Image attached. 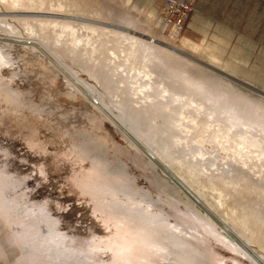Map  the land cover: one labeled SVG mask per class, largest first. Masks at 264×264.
Instances as JSON below:
<instances>
[{
    "label": "rangeland",
    "instance_id": "1",
    "mask_svg": "<svg viewBox=\"0 0 264 264\" xmlns=\"http://www.w3.org/2000/svg\"><path fill=\"white\" fill-rule=\"evenodd\" d=\"M25 1L0 4V264H264L228 215L255 211L264 220L263 157L256 148L240 154L245 129L229 131L207 115L213 103L201 106L223 95L226 108L264 107V0H196L177 39L163 0ZM60 3L85 20L74 21L80 44L39 22L72 20L18 15L57 13ZM196 16L206 21L200 28ZM82 24L108 34L99 39ZM110 31L134 41L115 44ZM184 39L223 71L193 65L178 51ZM186 78L203 82V92ZM77 82L95 96L75 91ZM248 131L264 147V131ZM91 234L107 255L75 243Z\"/></svg>",
    "mask_w": 264,
    "mask_h": 264
},
{
    "label": "bare ground",
    "instance_id": "2",
    "mask_svg": "<svg viewBox=\"0 0 264 264\" xmlns=\"http://www.w3.org/2000/svg\"><path fill=\"white\" fill-rule=\"evenodd\" d=\"M36 1V0H35ZM43 1V0H42ZM25 0H0V4H2L5 8H6V5L8 4V6L10 5V7H12L13 9H15L16 7H27V5L25 4ZM27 2H29V3H32L33 2V0H27ZM34 4V3H33ZM32 4V5H33ZM61 4L62 3H60V9H58L59 11L57 12V13H50V12H48V13H44V14H41V13H33V12H27L26 14H24V13H19L18 15L20 16V15H25V16H30V17H45V18H49V17H51V18H54V19H69V20H72V22H64V21H61V22H59V21H57V20H40L39 22H40V24H42L41 25V28H43L42 30H44L45 28L46 29H50L51 27H52V29L55 31V32H57L58 30H59V33H68V35H70L71 37H72V39H71V42H72V44L73 45H77V44H80V42H82V39H81V37H79V35L77 34L78 33V28H75L76 27V25H74V21H85V20H83V19H81L79 16H77V15H73V14H68V13H63V12H61L62 10H63V7L61 6ZM41 5H43V3L41 4ZM66 8V7H65ZM16 9H18V8H16ZM22 9V8H21ZM24 9H26V8H24ZM28 9H31V6H29L26 10H28ZM10 10V9H9ZM65 10V9H64ZM16 11V10H15ZM34 11V10H33ZM38 11V10H37ZM13 12V11H12ZM42 12V11H41ZM72 12V11H71ZM76 12V11H75ZM77 12H78V10H77ZM74 13V12H73ZM4 15V14H3ZM6 15V14H5ZM12 15V14H11ZM15 15V14H14ZM4 17V16H3ZM5 19V18H4ZM14 19H15V17H14ZM13 19V20H14ZM32 19V18H31ZM88 19H90V18H88ZM16 20V19H15ZM21 20V19H20ZM24 21H25V19H23ZM33 20V19H32ZM39 20V19H38ZM98 20V19H97ZM27 21V20H26ZM91 21V20H90ZM99 21V20H98ZM37 22V21H36ZM106 22V21H105ZM84 23V22H83ZM79 24H80V22H79ZM108 24V23H107ZM11 25V24H10ZM35 25H36V23H35ZM37 25H38V23H37ZM36 25V26H37ZM83 25V24H82ZM81 25V26H82ZM94 25V24H93ZM93 25L92 26H88V25H83L82 26V28L83 29H85V30H87L88 32L90 31L91 32V34L94 36V35H96L98 38H99V36L101 35V37H105V36H102V35H106V34H108V33H106V31H104L103 29H99V28H96L95 27V25H94V27H93ZM77 26H78V24H77ZM101 26V25H100ZM104 26V25H103ZM31 28V27H30ZM35 28V27H34ZM38 28V27H37ZM57 28H58V30H57ZM39 29H40V27H39ZM51 29V30H52ZM110 29V28H109ZM120 30H122V31H124V29H122V28H119ZM31 30L33 31V28H31ZM41 30V29H40ZM111 30V29H110ZM114 31V30H113ZM116 32V31H115ZM65 33V34H66ZM42 34V33H41ZM110 36L111 35H113V34H115V35H113L114 36V38H116V40H115V44H122L123 42H131L130 40H133L134 41V36L132 37V36H130V37H128L127 35H126V32H125V34H123V33H114V32H111L110 31ZM36 35V34H35ZM33 36V35H32ZM61 36V35H60ZM96 36H95V38H96ZM109 36V37H110ZM116 36V37H115ZM43 37V36H42ZM92 37V36H91ZM107 37H108V35H107ZM108 37V38H109ZM172 37H173V39H177L178 37H179V33H178V30L177 29H175V30H173V32H172ZM38 38V37H37ZM95 38L93 37L92 38V40L94 39L95 40ZM97 39V38H96ZM100 39V38H99ZM31 40L32 41H30V42H28V44H31L30 46L31 47H34V48H37V51L39 52L38 54H39V56L41 55V57L43 56H45L44 55V53L42 52V49L41 48H39L38 46H36L35 45V43H34V41H35V39L34 38H31ZM34 40V41H33ZM114 40V39H113ZM101 41H102V39H101ZM111 41V40H110ZM109 40H108V42H110ZM132 41V42H133ZM137 41V40H136ZM33 42V43H32ZM58 42H59V40H58ZM90 42V41H89ZM89 42H88V44H89ZM103 42V41H102ZM104 43V42H103ZM114 43V42H113ZM138 43H139V41H138ZM84 44V43H83ZM87 44V45H88ZM131 44V43H130ZM125 45V44H124ZM202 45V44H201ZM106 46V45H105ZM143 46V45H142ZM104 47V46H103ZM131 48H132V46H130ZM145 48H146V46H145ZM201 46L200 45H197V44H195V43H193L191 40H189V39H184L183 40V42H182V44L179 46V49H178V51H179V53H181V54H184V56L185 57H189V58H191L192 59V61H193V65H195L196 67H199V69L200 68H202L203 69V71L204 70H208V69H210V68H213V69H215L216 70V72H217V70H219V71H223V69L222 68H219L218 67V65L216 64V58L215 57H213V56H211L210 54H209V56H207L206 54V56H204V55H202V51H201ZM203 48H205V47H203ZM128 49H130V48H128ZM127 49V50H128ZM152 49V48H151ZM151 49H149V50H151ZM206 49V48H205ZM204 49V50H205ZM133 50V49H132ZM138 50V49H137ZM136 50V51H137ZM207 50V49H206ZM125 51V50H124ZM123 51V52H124ZM136 51H135V53H136ZM93 52H96V50H93ZM112 52V51H111ZM131 51H129V53H130ZM204 52V51H203ZM207 52V51H206ZM125 53V52H124ZM126 53L128 54V55H133V52L131 53V54H129L128 53V51H126ZM125 53V54H126ZM134 53V54H135ZM205 53V52H204ZM93 54V53H92ZM145 54V53H144ZM208 54V53H207ZM122 55V54H121ZM133 56H135V55H133ZM132 56V57H133ZM100 57V56H99ZM130 58H131V56H129ZM126 58V57H125ZM128 58V57H127ZM133 60V59H132ZM128 61H129V59H128ZM219 61V60H218ZM218 61H217V63H218ZM131 63V62H130ZM49 64H54L53 62H49ZM190 65V64H189ZM93 66V65H92ZM53 67V66H52ZM134 67V66H133ZM208 68V69H207ZM214 70V71H215ZM212 71V70H211ZM210 71V72H211ZM214 71H212V72H214ZM218 71V72H219ZM211 72V73H212ZM130 73V72H129ZM90 74H91V72H90ZM90 76H93V77H95V75H93V74H91ZM144 76L145 77H148V72L147 73H145L144 74ZM226 76V75H225ZM230 76H232V75H230ZM150 77V76H149ZM96 78V77H95ZM127 78V77H126ZM231 78V77H230ZM70 80H72V79H70ZM78 81V80H77ZM68 82H70V81H68ZM185 82L189 85V86H191L192 88H195V89H199V90H203L204 89V85H203V82H192L191 80H189V79H185ZM70 84V83H69ZM71 86H72V88L75 90V91H77V92H79L82 96H84V97H86V98H92V97H94L95 95L94 94H92V90L89 88V87H86L83 83H81V82H77V83H71L70 84ZM142 86V85H141ZM143 87V86H142ZM141 87V88H142ZM106 89V88H105ZM144 89V88H143ZM142 89V90H143ZM141 90V91H142ZM188 90V89H187ZM198 90V91H199ZM140 91V92H141ZM163 91H166V90H163ZM189 91V90H188ZM192 92V91H191ZM203 92V91H202ZM219 92V91H218ZM142 93V92H141ZM166 93V92H165ZM261 93H263V92H261ZM110 94H112V93H110ZM135 94V93H134ZM219 94V93H218ZM224 94V93H223ZM115 95V94H114ZM164 96H166L167 98H168V96L166 95V94H163ZM169 96H170V94H168ZM109 96V95H108ZM216 96V95H215ZM231 96V95H230ZM229 96V98H231ZM147 97H149V96H147ZM171 97H172V95H171ZM114 98V97H113ZM178 98V97H177ZM176 98V99H177ZM234 98V97H233ZM231 99V100H229V104H230V102H231V106H234V102H235V100H236V98H234V99ZM238 98V97H237ZM178 100V99H177ZM169 101H170V98H169ZM192 101V100H191ZM225 101H226V103H228V100L225 98V96H223V95H219V96H217V97H213V96H210V95H208V96H205V103L204 102H202L201 103V106L204 108V106H206L205 104H206V102L207 103H209L210 104V102L211 103H213L212 105L215 107V110H211V112H207V115H209V116H216L217 117V120L218 121H221V122H227V123H229L230 124V128L228 129L229 131H231V130H233V129H237V128H242V129H245L244 131L242 130V131H240L239 132V134H238V136H237V138L239 137V140H240V142L239 143H237L236 142V140H235V142L237 143V144H239V145H241L242 146V149H241V151H240V154H244V151L243 150H246V149H250V148H253V149H258V150H260V154H259V158L262 156L263 158H264V147L263 146H260V142L256 139V137H254V136H251L250 138L248 137V135L249 134H251L248 130H250V129H252V128H254V127H260L263 131H264V122H262L263 121V119H264V107H260V106H257V107H253V108H250V109H247V108H243V110L240 112V110H238L237 108H238V106H237V108L235 109L234 107L233 108H231V107H227L226 108V106H225ZM122 103V102H121ZM238 103V102H237ZM236 103V104H237ZM240 104V103H239ZM242 104H246V103H242ZM248 104V103H247ZM117 105V104H116ZM250 106V105H249ZM254 106V105H253ZM126 107V106H125ZM240 107V106H239ZM118 109H120V108H124V106L122 105V104H120V105H118V107H117ZM116 108V110L117 111H119V112H121V110H118ZM168 108V107H167ZM96 109H98V111L101 113V114H103L104 116H105V118L107 117V118H109L110 119V121L112 120V118L113 117H110L111 115L109 114V111H107L106 109H105V107H103V106H101V105H99V104H97V108ZM108 109H110V108H108ZM128 109V108H127ZM246 109H247V112H246ZM123 110H125L126 111V108L125 109H123ZM203 110V109H202ZM122 113V112H121ZM125 113V112H124ZM123 113V114H124ZM139 113V112H138ZM117 114H120V113H117ZM122 114V115H123ZM127 114V113H126ZM125 114V115H126ZM222 114H223V116H222ZM128 115H130V114H128ZM127 115V116H128ZM119 117H121L120 115H119ZM125 117V116H124ZM128 118H130V117H128ZM133 118H135V117H133ZM137 118V117H136ZM124 119V118H123ZM175 119V118H174ZM173 119V120H174ZM181 119V118H180ZM108 120V119H107ZM178 120V119H177ZM119 121V120H118ZM126 122V121H125ZM131 122H133V121H131ZM171 122H173L172 121V119H171ZM175 122V121H174ZM115 123V122H114ZM127 123V122H126ZM135 123V122H134ZM178 123V122H177ZM180 123V122H179ZM178 123V124H179ZM138 124V123H137ZM182 124V123H181ZM185 123H183V125H184ZM225 124V123H224ZM117 125V124H116ZM130 125V124H129ZM228 125V124H227ZM128 126V125H127ZM137 126V125H136ZM124 127V126H123ZM177 127H180V124L177 126ZM182 127V126H181ZM131 128H132V126H131ZM134 128V127H133ZM132 128V129H133ZM137 128H139V127H136L135 129L137 130V131H139L140 130V128L139 129H137ZM134 129V130H135ZM226 129H227V126H226ZM224 130V129H223ZM235 131V130H234ZM221 132V131H220ZM219 132V133H220ZM138 133V135H139V132H137ZM226 134V136H227V138L228 137H230V135H231V133L229 134L228 132H223V134ZM234 132H232V134H233ZM136 134V133H135ZM142 134V133H141ZM137 135V134H136ZM236 135V134H235ZM140 136V135H139ZM143 136V135H142ZM216 137V136H215ZM224 137V136H223ZM235 137V136H234ZM145 138V137H144ZM225 138V137H224ZM224 138H222V139H224ZM141 139H142V137H141ZM218 139V138H217ZM178 140H181L180 138L178 139ZM233 142H234V140H233ZM176 143V142H175ZM234 144V143H233ZM238 146V145H237ZM224 147V146H223ZM226 147V146H225ZM231 147H233V145L231 146ZM235 148H236V146H235ZM239 148V147H238ZM226 149V148H225ZM232 150H233V148H231ZM252 149V150H253ZM228 150V149H227ZM226 150V151H227ZM230 150V149H229ZM239 150V149H238ZM234 151H235V149H234ZM243 151V152H242ZM248 152V151H247ZM246 152V153H247ZM251 152H253V151H251ZM256 152V151H255ZM245 153V155H247ZM248 153H250V152H248ZM259 153V152H258ZM227 154V153H226ZM249 155V154H248ZM247 155V156H248ZM251 155V154H250ZM253 155V154H252ZM258 155V154H257ZM257 155H255L256 156V158L254 159V160H256L258 157H257ZM204 156V155H203ZM233 156V155H232ZM240 156V155H239ZM238 156V157H239ZM244 156V155H243ZM243 156H240V157H242L243 158ZM246 156V157H247ZM261 157V158H262ZM164 158V157H163ZM163 158H162V160H163ZM233 158V157H232ZM242 158H240V161L239 162H241V160H242ZM249 158H252V157H249ZM262 158V161L264 162V159ZM236 159V158H235ZM237 160V159H236ZM253 160V159H252ZM259 160V159H258ZM234 161V160H233ZM244 161V160H243ZM247 161H248V158H247ZM238 162V161H237ZM245 162V161H244ZM261 162V161H260ZM243 162H241V164H242ZM244 164V163H243ZM245 165V164H244ZM263 165V164H262ZM245 173V172H244ZM255 186V185H254ZM247 187V186H246ZM236 188V187H235ZM244 188V187H243ZM250 188H251V186H250ZM262 188V187H261ZM252 189V188H251ZM256 189V188H255ZM237 190V189H236ZM249 190V189H248ZM250 191V190H249ZM219 197H221V196H219ZM2 204V203H1ZM0 204V205H1ZM2 206V205H1ZM221 206V205H220ZM254 208V207H253ZM250 210V209H249ZM235 211V210H234ZM234 211H232V212H228L229 214L228 215H230V217H231V221L235 224V226H237V227H239V228H241L242 229V231H243V237L245 238V239H247L250 243H252V244H255L256 246H258L263 252H264V220H263V218H261V216H259L255 211H252V212H246V211H241L240 213H237V214H235V212ZM227 213V212H226ZM225 216H226V214H225ZM227 220H229V218L227 219ZM97 229V228H96ZM30 232V231H29ZM95 233V232H94ZM99 234V233H98ZM28 235V234H27ZM88 235H89V233H88ZM97 237V234H91L88 238H87V241H85V240H83V239H81V237L80 238H76L77 240L75 241V243H77V244H79V246H81V248H83L84 249V247H86V246H91L90 247V249L92 248V247H94V248H92L93 250H92V253H93V256H96V255H100V254H105V255H107V253H104L105 251H106V249H105V251H103V249H102V246H100L102 243H100L99 242V244L100 245H97V243H95V242H97V241H95V240H98V239H95ZM100 237V236H99ZM49 238V237H48ZM48 238H47V240H48ZM82 238H84V237H82ZM86 239V238H85ZM50 240V239H49ZM28 241H29V239H28ZM52 241H54V242H57V243H62V242H64V240L62 239V238H60V239H58L57 241H55L54 239H52ZM45 243H47V242H45ZM73 244V243H72ZM103 245V244H102ZM151 245L153 246V247H156L157 249H155V250H163V249H165L166 248V246L164 247V244H162V243H156V242H154V243H151ZM26 247H27V245H25ZM72 246V245H71ZM106 248V247H105ZM151 248V247H150ZM76 250V249H75ZM153 250V249H152ZM27 251V255H30V254H32L33 253V249H32V246L30 245V247L26 250ZM81 251V250H80ZM252 253H255L257 256H259V258L260 259H263L264 260V254L263 253H259L258 251H256V250H250ZM107 252V251H106ZM35 253V252H34ZM34 253L32 254V255H34ZM109 254V253H108ZM31 257V256H30ZM66 257H68V253H67V250L66 249H61L60 250V252L58 253V256H57V259H60V260H62V259H64V258H66ZM105 257V256H104ZM109 258V257H108ZM102 259H103V257H102ZM73 260V259H72ZM96 260V259H95ZM80 262H81V260H80ZM93 262V261H92ZM98 262V261H97ZM80 264V263H79ZM97 264V263H96Z\"/></svg>",
    "mask_w": 264,
    "mask_h": 264
},
{
    "label": "built area",
    "instance_id": "3",
    "mask_svg": "<svg viewBox=\"0 0 264 264\" xmlns=\"http://www.w3.org/2000/svg\"><path fill=\"white\" fill-rule=\"evenodd\" d=\"M164 21L167 27L172 31L177 29L181 33L187 21L195 11L194 5L196 0H163Z\"/></svg>",
    "mask_w": 264,
    "mask_h": 264
},
{
    "label": "crops",
    "instance_id": "4",
    "mask_svg": "<svg viewBox=\"0 0 264 264\" xmlns=\"http://www.w3.org/2000/svg\"><path fill=\"white\" fill-rule=\"evenodd\" d=\"M193 20H195L193 25L196 28H200V26H202L204 23H206V21L200 16L194 17Z\"/></svg>",
    "mask_w": 264,
    "mask_h": 264
}]
</instances>
